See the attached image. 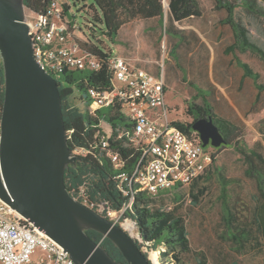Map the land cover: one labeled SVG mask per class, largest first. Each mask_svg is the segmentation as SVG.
Masks as SVG:
<instances>
[{"label": "trees", "instance_id": "1", "mask_svg": "<svg viewBox=\"0 0 264 264\" xmlns=\"http://www.w3.org/2000/svg\"><path fill=\"white\" fill-rule=\"evenodd\" d=\"M54 1L25 0V4L32 12L44 14ZM74 2L80 6L79 10L86 12L87 16L85 27H78L77 23L71 19L73 40L81 51L96 57L101 67L97 70L88 68L79 70L64 66L58 72L50 73L59 82L70 146L73 150H79L76 164L70 165L66 170V185L73 194L78 193L81 187H85L86 194L82 198L96 210L99 204H104L107 208L120 209L132 202L123 218H131L137 224L140 238L136 240L146 255L150 257L148 252L150 247L160 251L161 264H187L184 256L189 254L192 248L185 218L175 210L155 208V194L137 191L134 197L132 195V189L126 178L132 175L143 154V149L136 146L130 139L129 133L133 132L134 123L125 116L119 101L92 113L94 98L91 90L104 92L113 89L114 74L111 68L113 52L105 45L103 38L118 43L120 30L124 25L135 20L152 18H159L160 23L164 25L166 14L171 20L169 22L171 25H165V32L169 34L175 31V23H184L192 18H203L205 9L200 0H167L168 10H166L165 0H74ZM239 3L249 13L264 16V7L259 5L258 0H215V9L227 11V17L222 20L223 23L230 24L234 31L235 42L229 47V51L234 52L239 45L243 49L247 47L258 49L264 54L261 48L251 42L247 29L235 18V9L240 5ZM58 10L69 14L70 18L71 15L76 17L73 15L70 3L58 4ZM78 28L82 29L84 37L74 39L72 29L75 31ZM235 59L244 69L246 76L255 81L260 91H264V84L259 82L260 74L238 56ZM191 84L202 93H207L194 83ZM4 99L5 74L0 57V127ZM189 112L193 114L195 120L212 115L227 138V145L237 147L244 156L248 164L247 173L256 179L260 195L253 211L239 197L232 201L228 187L233 180L226 178L220 172L224 220L229 232L237 241L250 242L252 238H255L257 244L264 245V154L245 147L242 127L217 116L206 99L203 105L190 104ZM102 121L110 124L113 130L108 147L101 141L105 134L101 129ZM192 123L175 121V125L184 133L199 138L200 134L193 131ZM109 149L119 153L125 161L122 167L115 165L108 154ZM212 155L211 166L216 160V155L214 153ZM211 166L194 180L191 184L192 189L199 187L202 180L209 179ZM194 197L197 199L198 194L194 193ZM99 212L108 218L105 212ZM249 212L251 219H249ZM87 233L103 245L114 259L123 264H129L122 251L110 238L93 229L87 230ZM196 264H208V262L205 258H200L196 260Z\"/></svg>", "mask_w": 264, "mask_h": 264}, {"label": "rangeland", "instance_id": "2", "mask_svg": "<svg viewBox=\"0 0 264 264\" xmlns=\"http://www.w3.org/2000/svg\"><path fill=\"white\" fill-rule=\"evenodd\" d=\"M63 2L71 4L73 15H76H71V19L77 26L85 27L86 12L79 10L80 6L74 0ZM202 3L206 9L203 18L174 25L175 31L169 34L165 32V25H171L168 19L164 25L158 20H135L123 30L125 43L122 49L130 52L133 64L146 67L156 77L164 76L166 101L172 118L194 122L189 105H203L206 99L217 116L242 127L245 147L264 154V91L246 76L235 59L238 56L249 63L260 74L259 82L264 84V54L258 49H243L239 45L230 52L235 38L231 25L222 21L227 17V11L215 9V0H202ZM258 3L264 7V0H258ZM167 4L165 0L166 10ZM239 4L235 18L247 29L251 42L264 51V16L253 15ZM30 15L31 10H28L27 17ZM74 35V39H81L84 32L78 28ZM103 40L114 54L120 51L121 46L108 38ZM191 83L207 93H202ZM206 148L216 155L209 179L202 180L195 190L189 185L157 195L154 207L175 210L185 218L192 248L184 256L187 264H196L200 258H205L208 264H264L263 244H257L255 238L250 242L237 241L229 232L224 220L219 175L221 172L233 180L228 187L231 200L241 198L251 211L260 195L258 183L248 175V164L237 147L209 145ZM194 193L198 194L197 199ZM248 214L251 219V213ZM126 220L132 219L122 217L119 224L124 226ZM130 229H134V225ZM131 233L136 239L140 238L136 223ZM148 252L156 264H161L160 251L149 247Z\"/></svg>", "mask_w": 264, "mask_h": 264}, {"label": "water", "instance_id": "3", "mask_svg": "<svg viewBox=\"0 0 264 264\" xmlns=\"http://www.w3.org/2000/svg\"><path fill=\"white\" fill-rule=\"evenodd\" d=\"M25 0H0V57L5 99L0 127V198L58 241L76 264H123L87 230L110 238L129 264H156L136 238L76 199L65 173L76 164L58 79L38 61ZM203 147L228 140L212 115L192 123Z\"/></svg>", "mask_w": 264, "mask_h": 264}, {"label": "built area", "instance_id": "4", "mask_svg": "<svg viewBox=\"0 0 264 264\" xmlns=\"http://www.w3.org/2000/svg\"><path fill=\"white\" fill-rule=\"evenodd\" d=\"M58 4L63 1L55 0L46 13L31 11L27 17L38 61L49 73H56L64 66L99 69V60L81 51L74 42L70 15L58 10ZM111 68L113 89L91 90L94 98L91 112L119 101L125 116L134 123L130 139L143 149V154L132 175L126 178L133 197L137 191L157 196L191 185L211 166L213 155L203 147L200 137L189 136L175 125L177 120L171 117L166 101L164 76L156 77L143 68L134 67L126 57L117 54L111 58ZM101 129L105 132L101 141L108 147L113 130L105 121ZM73 151L76 155L79 153V150ZM108 154L117 167L125 164L116 151L109 149ZM85 194L86 188L81 187L73 196L93 208L83 200ZM131 205L132 202L114 209L99 204L97 210L93 209L105 212L110 220L119 224ZM0 264L76 263L63 245L0 198Z\"/></svg>", "mask_w": 264, "mask_h": 264}, {"label": "crops", "instance_id": "5", "mask_svg": "<svg viewBox=\"0 0 264 264\" xmlns=\"http://www.w3.org/2000/svg\"><path fill=\"white\" fill-rule=\"evenodd\" d=\"M201 1V4H202V6H203V8L205 9V6L203 5V3H202V0H200ZM205 14H206V9H205ZM69 15V14H68ZM168 15L166 14V18H165V22H166V20L168 19L169 20V22L171 21L170 20V18H169V16L167 17ZM205 16V15H204ZM192 19H195V18H192ZM141 20H158L159 22H160V19L159 18H152V19H141ZM189 20H191V19H189ZM137 21V20H136ZM188 21V20H187ZM133 22H135V21H133ZM133 22H131V23H128V24H126V25H124L122 28H121V30H120V36H119V42L118 43H115L116 45H119V46H121L120 47V51L119 52H117L116 54L117 55H121V56H123V57H126L129 61H130V63L132 64V66H134V67H138V68H143V69H145V70H149V69H147L146 67H144V66H138V65H135V64H133L131 61H132V59L131 58H133V57H131L130 56V52H128V51H126L124 48L122 49V46L124 45V43H125V41H124V38H123V30H124V28L125 27H127V25H131ZM179 23H175V25H178ZM74 33H75V31H74ZM116 54H114L113 53V55H116ZM150 71V70H149ZM148 71V72H149ZM149 73H151V72H149ZM152 74V73H151ZM152 75H154V74H152ZM155 76V75H154Z\"/></svg>", "mask_w": 264, "mask_h": 264}, {"label": "bare ground", "instance_id": "6", "mask_svg": "<svg viewBox=\"0 0 264 264\" xmlns=\"http://www.w3.org/2000/svg\"><path fill=\"white\" fill-rule=\"evenodd\" d=\"M125 222H124L125 223L124 226L125 227L129 226L127 228H129V230H131V232H134V230H135V223L132 220H126ZM133 225H134V229H130V228H133Z\"/></svg>", "mask_w": 264, "mask_h": 264}]
</instances>
